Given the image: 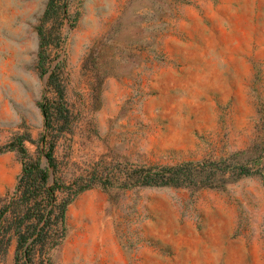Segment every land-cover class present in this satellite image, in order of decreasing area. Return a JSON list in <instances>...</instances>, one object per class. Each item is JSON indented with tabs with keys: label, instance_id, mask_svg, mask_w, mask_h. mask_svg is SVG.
Segmentation results:
<instances>
[{
	"label": "rangeland",
	"instance_id": "1",
	"mask_svg": "<svg viewBox=\"0 0 264 264\" xmlns=\"http://www.w3.org/2000/svg\"><path fill=\"white\" fill-rule=\"evenodd\" d=\"M53 142L62 177L95 185L51 264H264V0H0V199ZM187 164L227 177L127 180Z\"/></svg>",
	"mask_w": 264,
	"mask_h": 264
},
{
	"label": "trees",
	"instance_id": "2",
	"mask_svg": "<svg viewBox=\"0 0 264 264\" xmlns=\"http://www.w3.org/2000/svg\"><path fill=\"white\" fill-rule=\"evenodd\" d=\"M62 91L52 75L42 105L48 134L65 113L60 102L53 100L54 97L59 98ZM54 146L53 142L42 148L47 159L45 167L41 166L40 157L25 154L23 172L17 185L0 199V260L6 257L14 240V264H51L50 252L65 237L67 207L79 194L95 185L93 179L66 181L54 156ZM21 150L25 153L23 148ZM226 177V173L217 167L187 164L139 169L129 173L127 180L130 186H214ZM105 182H110V179Z\"/></svg>",
	"mask_w": 264,
	"mask_h": 264
}]
</instances>
